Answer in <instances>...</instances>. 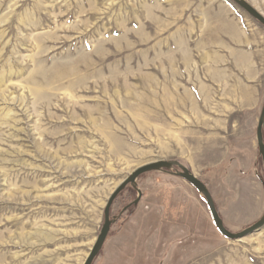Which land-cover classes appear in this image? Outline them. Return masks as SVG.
I'll return each mask as SVG.
<instances>
[{
    "label": "rangeland",
    "instance_id": "374dc122",
    "mask_svg": "<svg viewBox=\"0 0 264 264\" xmlns=\"http://www.w3.org/2000/svg\"><path fill=\"white\" fill-rule=\"evenodd\" d=\"M263 104L264 25L233 0H0V264H84L148 159L244 230L264 215ZM252 143L263 192L237 195ZM175 171L123 190L93 264H264V227L225 237Z\"/></svg>",
    "mask_w": 264,
    "mask_h": 264
},
{
    "label": "water",
    "instance_id": "95a60500",
    "mask_svg": "<svg viewBox=\"0 0 264 264\" xmlns=\"http://www.w3.org/2000/svg\"><path fill=\"white\" fill-rule=\"evenodd\" d=\"M233 1L237 3L240 7L245 9L253 17L258 19L264 25V15L260 11H258L253 5H251L248 1L246 0H233ZM257 143L259 147V153L263 159V164H264V104L258 120ZM173 168L176 169L175 174L187 180L205 197L211 215L215 222V225L219 230V232L225 237L233 240L241 239L264 227V215H263L258 221H256L255 223H253L252 225L248 226L247 228H245L240 232H233L229 230L225 226L224 220L217 209L216 203L214 201L210 189L201 179H199L190 169H188L186 166H184L182 163H180L177 160L157 159L136 167L130 173V175L122 179L119 185H117V187H115L112 193L109 195L105 207L104 224L84 264H93L94 259L99 255L111 229V224H112V221L110 219L111 207L114 201L117 199V197L123 192V190L129 185H134L137 182V179L146 172L155 171V170H170ZM141 197L142 195L140 194L135 203H137L141 199Z\"/></svg>",
    "mask_w": 264,
    "mask_h": 264
},
{
    "label": "crops",
    "instance_id": "0c3cea01",
    "mask_svg": "<svg viewBox=\"0 0 264 264\" xmlns=\"http://www.w3.org/2000/svg\"><path fill=\"white\" fill-rule=\"evenodd\" d=\"M258 145V144H257ZM257 145L255 143H252L251 145H248V151H247V156L241 155L238 157V160L236 161V168L238 169V175H239V180L238 181V187L235 189V193L237 195L249 193L248 189L246 188L249 183H253L256 185V188H258V193L263 192V184L261 180V176L259 174V169H258V159H259V154H258V149ZM236 202L238 201V197L235 199ZM261 198H260V204L258 205V210L254 214H242L241 216H259L261 213Z\"/></svg>",
    "mask_w": 264,
    "mask_h": 264
},
{
    "label": "bare ground",
    "instance_id": "6f19581e",
    "mask_svg": "<svg viewBox=\"0 0 264 264\" xmlns=\"http://www.w3.org/2000/svg\"><path fill=\"white\" fill-rule=\"evenodd\" d=\"M105 111V110H104ZM106 113H107V111H106ZM90 123V122H89ZM93 124V123H92ZM110 124V123H109ZM109 124H105V127H109ZM93 128V127H92ZM90 129V128H89ZM102 131H104V130H102ZM107 132V131H106ZM105 132V133H106ZM118 137V136H117ZM117 143V142H116ZM83 145H84V143H83ZM155 159H148V160H145L144 162H142L141 164H139V165H137L136 167H138V166H140V165H143V164H145V163H148V162H151V161H154ZM132 170V169H131ZM134 170V169H133ZM121 181L120 180H118V181H116L115 182V186L114 187H117V185H119V183H120Z\"/></svg>",
    "mask_w": 264,
    "mask_h": 264
}]
</instances>
